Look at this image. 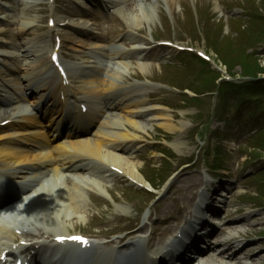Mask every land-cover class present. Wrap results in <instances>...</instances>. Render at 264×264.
<instances>
[{"label":"rangeland","instance_id":"374dc122","mask_svg":"<svg viewBox=\"0 0 264 264\" xmlns=\"http://www.w3.org/2000/svg\"><path fill=\"white\" fill-rule=\"evenodd\" d=\"M77 1L42 0L26 9L25 18L34 20L33 26L21 29L25 21L23 3L0 0L9 5L0 7V50L17 56L0 61V66L9 64L16 70L23 45L52 48L49 20L53 15L64 21L75 20L78 14L73 4ZM148 1L154 7L150 14L154 19L152 23L143 19L134 34L144 38L146 44L168 41L191 51L179 52L174 45L157 47L153 52L159 58L148 61L151 67L147 73L133 61L122 84L146 85L149 91L140 99L149 100L148 107L160 106L174 117L176 130L167 132L139 116V121L148 125L147 133L142 134L143 145L133 150L132 160L141 166L140 174L153 189L136 187L123 178L109 180L105 185L109 199L90 194L76 215L82 217L73 227L66 225L67 232L96 241L121 237L123 242L148 234L155 225H169L174 233L183 226L185 217L188 220L189 208L203 209L200 195L207 194L216 202L223 200L218 205V225L223 226L218 241L231 242L227 247H215L203 257L205 263L198 260L194 264H229L226 258L237 245L241 246L238 258L242 263L264 264V174L260 175V170L254 174L257 166L264 165V149L257 148H264V140L259 141L264 133L255 136V131L248 132L255 129L256 122L248 116L252 113L243 118L235 116L236 97L230 92L239 83L248 82L246 76L264 78V19L255 18L251 12L264 15V0ZM144 10L146 14L150 11L148 7ZM87 15L90 17L82 19L98 25L91 26L94 35L102 33L103 25L109 26L113 36L126 34L127 24L119 17L105 24L94 14ZM68 33L64 29L62 34ZM84 36L74 35L75 44L65 41L62 55L68 66L71 56L80 63L92 44L103 46ZM197 52L207 55L210 63H202ZM6 118L1 115L0 121ZM131 227L140 228V233L125 234Z\"/></svg>","mask_w":264,"mask_h":264},{"label":"bare ground","instance_id":"6f19581e","mask_svg":"<svg viewBox=\"0 0 264 264\" xmlns=\"http://www.w3.org/2000/svg\"><path fill=\"white\" fill-rule=\"evenodd\" d=\"M90 1L84 0L89 5ZM21 2L25 6L22 10L25 21H22L20 27L21 29L29 28L33 26L34 20L25 18L26 9L39 5L42 0H21ZM84 2H77L81 10L86 7ZM91 4L109 9L111 16L109 21H112L114 17L121 18L127 24V31L122 36H113V33L105 32L99 37L90 32L94 24H89L82 18L65 22L59 16L53 15L54 26L49 33L59 37L60 48L65 45L66 40L75 44L74 34L77 33H85L84 37L97 42L101 38L107 46L103 50L99 49L100 46L96 43L92 44V48L84 53L82 62L74 66L75 71L72 72V68L69 70V76L75 77L80 84L77 89L71 92V89L62 85V80L53 69L50 55L54 46L41 48L39 45L37 48V46L25 47L21 44L23 45L21 57L26 59H23L22 65L20 64L23 69L20 68L19 78H13L9 64L3 65V69H0V98L8 99L10 102L3 113L10 116L8 118L10 122L6 127H0V182L12 185L10 190L6 187L0 188V198L3 196L0 199V257L6 251L8 255L11 254L14 251V245L18 242H25L24 244L27 245L47 242L48 236L52 239L71 236L67 232L66 225L73 227L80 220L81 214L79 213L81 217L76 215L80 207L87 203L90 194L106 196L109 199L105 195L108 194L105 185L109 180L126 178L132 185L150 189V185L140 174L141 166L132 160V149L141 146L142 134L147 133L148 125L144 124L146 122L139 121V116L149 118L147 122L155 123L157 127L167 132L176 130L172 123L174 117L166 113L162 107L150 108L149 100L135 96L148 92L146 85L141 88L137 85L122 84L126 75H129L131 67L134 66L133 61L136 62L135 66L139 70L147 73L151 67L147 62L156 58L141 47L145 39L134 36V32L138 33L143 19L151 23L154 19L153 15H150L154 11L151 1L92 0ZM145 7L150 10L147 14L144 13L145 10L141 11ZM64 29L73 31L74 34L64 35L62 34ZM37 39L40 38L37 37ZM58 55L62 62L61 54L58 53ZM12 56L13 52L0 50L1 62L12 59ZM29 58L30 61H28ZM48 74L49 77H46ZM17 82L24 84V89L35 82L38 91L36 100L40 101L46 96L53 104L55 103L56 107L60 106L48 111L49 122L52 121L56 129L65 113L76 108V102H61V96L70 101L73 94H80L87 100L89 110L85 115L77 113L68 120V123L64 124L68 127L67 132L59 128V132L64 135L53 132L49 138L45 137L41 129L35 127L38 123L36 115L32 113V107L36 106L37 102H25L23 97L13 95L12 90L18 86ZM50 86L51 91L46 92ZM133 96H135L134 99ZM102 97H105L104 102H108L110 111L118 109V103L122 109L121 112L117 111L118 113L114 114H108V110H105L99 124H95L98 109L100 112V108L104 107V102L100 104V107L98 106V101ZM32 98L34 99V96ZM127 98L133 99L131 104L123 103L127 101ZM204 183L207 182L204 181ZM213 201L210 196H202L200 199L207 213L210 211L212 215H216ZM189 210L194 211L192 208ZM162 232L165 234L171 232L169 225H166ZM189 235L192 236L193 233L186 235L184 231L181 239L188 240L186 238H189ZM174 242L179 244L177 240ZM222 242L228 246L231 240ZM190 243H185V249L176 260L186 262L187 255L193 258L203 252L201 243L195 242L191 245ZM64 245L65 243L55 247L61 249ZM68 245L70 244L66 243V246ZM24 248L18 243L13 253ZM239 250L237 245L233 247V252L230 251L231 256L226 258L229 264H245L238 258ZM87 253L95 255L96 252L92 254L88 251ZM205 258L199 261L205 263L207 261ZM90 260L92 264H101L106 261V257Z\"/></svg>","mask_w":264,"mask_h":264},{"label":"trees","instance_id":"16d2710c","mask_svg":"<svg viewBox=\"0 0 264 264\" xmlns=\"http://www.w3.org/2000/svg\"><path fill=\"white\" fill-rule=\"evenodd\" d=\"M234 92L237 96L235 106H239V109L253 110L254 119L259 122L260 126L264 127V82L246 84L243 87H238L237 91ZM263 140L264 138L260 141ZM257 148L264 149L262 147Z\"/></svg>","mask_w":264,"mask_h":264}]
</instances>
